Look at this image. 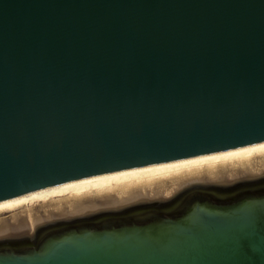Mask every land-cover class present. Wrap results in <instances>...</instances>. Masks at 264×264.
<instances>
[{
  "label": "water",
  "instance_id": "95a60500",
  "mask_svg": "<svg viewBox=\"0 0 264 264\" xmlns=\"http://www.w3.org/2000/svg\"><path fill=\"white\" fill-rule=\"evenodd\" d=\"M262 141L264 0H0V200ZM140 201L0 264H264V176Z\"/></svg>",
  "mask_w": 264,
  "mask_h": 264
},
{
  "label": "bare ground",
  "instance_id": "6f19581e",
  "mask_svg": "<svg viewBox=\"0 0 264 264\" xmlns=\"http://www.w3.org/2000/svg\"><path fill=\"white\" fill-rule=\"evenodd\" d=\"M264 175V141L0 200V227L167 198L194 183Z\"/></svg>",
  "mask_w": 264,
  "mask_h": 264
},
{
  "label": "flooded vegetation",
  "instance_id": "af4514ba",
  "mask_svg": "<svg viewBox=\"0 0 264 264\" xmlns=\"http://www.w3.org/2000/svg\"><path fill=\"white\" fill-rule=\"evenodd\" d=\"M261 176H264V175H261ZM260 176V177H261ZM259 177V176H258ZM241 179V178H239ZM239 179H235V180H232V181H229V182H215V183H194L192 185H188L180 190H178L177 192H185V190L189 189V188H192V187H195L197 189V187H204L205 189H209V187L211 186H229L233 183L236 182V180H239ZM211 192V191H210ZM210 192H207L205 194H208V195H211ZM218 196L220 197H217V198H221V197H224L223 193L219 192V193H216ZM226 196V195H225ZM163 199V198H162ZM161 198L160 199H150V200H141L140 202L141 203H151V202H155V201H161L162 200ZM139 202V201H138Z\"/></svg>",
  "mask_w": 264,
  "mask_h": 264
}]
</instances>
